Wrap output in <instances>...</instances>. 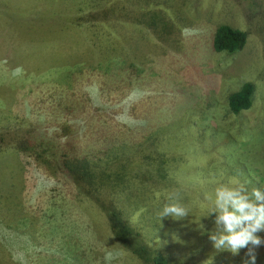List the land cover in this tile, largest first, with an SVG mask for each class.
I'll return each mask as SVG.
<instances>
[{
    "label": "rangeland",
    "instance_id": "1",
    "mask_svg": "<svg viewBox=\"0 0 264 264\" xmlns=\"http://www.w3.org/2000/svg\"><path fill=\"white\" fill-rule=\"evenodd\" d=\"M219 25L241 50L210 51ZM263 143L264 0H0V264H152L111 214L168 264H244L214 249L206 197L262 189ZM177 194L189 216L160 220Z\"/></svg>",
    "mask_w": 264,
    "mask_h": 264
},
{
    "label": "clouds",
    "instance_id": "2",
    "mask_svg": "<svg viewBox=\"0 0 264 264\" xmlns=\"http://www.w3.org/2000/svg\"><path fill=\"white\" fill-rule=\"evenodd\" d=\"M131 95L135 96L136 92ZM116 120L129 127L140 123L127 113L116 116ZM206 199L211 201L209 216H214L216 226V231L209 236L214 249L226 250L233 255L247 249L244 264H256V249L264 246V237L259 235L264 232V190L254 187L249 191L246 182L235 181L231 187L220 185L214 191V199L211 196ZM189 212L190 209L179 202L177 194L174 202L164 205L159 219L170 217L182 220L189 216ZM113 258L109 254V262ZM204 264H212V259L209 258Z\"/></svg>",
    "mask_w": 264,
    "mask_h": 264
},
{
    "label": "trees",
    "instance_id": "3",
    "mask_svg": "<svg viewBox=\"0 0 264 264\" xmlns=\"http://www.w3.org/2000/svg\"><path fill=\"white\" fill-rule=\"evenodd\" d=\"M246 34L238 29L230 28L227 25H219L211 37L210 51L212 53H224L227 55L234 54L241 50L245 44ZM103 73V72H102ZM103 76V75H101ZM108 76L106 77V79ZM100 80V76L96 75V81ZM253 95V86L250 83H243L236 91L227 96V108L230 113L237 114L240 111L250 107L251 98ZM264 152V143H263ZM58 150L55 149L49 155H45L48 160H53L58 163V166L65 171L64 165L57 159ZM264 190V187L262 188ZM110 216V215H109ZM110 226L115 238L138 259L150 258L152 264H168L162 256L151 255L149 250L142 244L136 243L131 237L127 226L123 224L114 214L109 218Z\"/></svg>",
    "mask_w": 264,
    "mask_h": 264
}]
</instances>
